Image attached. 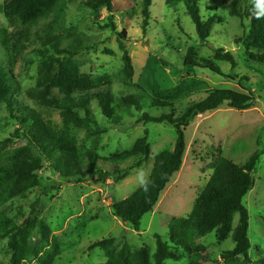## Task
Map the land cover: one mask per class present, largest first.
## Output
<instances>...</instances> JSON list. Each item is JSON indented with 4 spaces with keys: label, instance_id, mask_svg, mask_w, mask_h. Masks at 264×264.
I'll use <instances>...</instances> for the list:
<instances>
[{
    "label": "rangeland",
    "instance_id": "obj_1",
    "mask_svg": "<svg viewBox=\"0 0 264 264\" xmlns=\"http://www.w3.org/2000/svg\"><path fill=\"white\" fill-rule=\"evenodd\" d=\"M143 2L114 0L115 32L125 30L127 33L121 44L113 29L104 27L108 17L106 10L96 22L93 12L82 2L58 1L13 68L19 93L14 103L30 108L49 131H63L69 126L76 134L75 148L79 153L94 152L101 160H107L132 150L143 137L148 138L151 149L150 160L141 167H136L132 160L120 165L99 162L103 172H125L123 180H117L116 175L106 180L99 176L66 180L57 177L52 163L46 162L36 172L39 186L16 193L0 206V213L11 222L10 228L34 222L24 246L23 264H140L135 254L142 248L148 250L150 264H155L157 237L170 243L169 223L174 218L190 216L210 180L216 160L225 157L243 166L256 151L261 157L253 175L255 184L244 198L250 219L248 259H224V255L234 249L231 234L219 242L214 232L196 236L195 246L189 252L172 249L176 259L165 264H262L264 261V65L249 61L239 43L250 31V19L233 16L231 0H200L203 21L215 20L210 37L203 42L197 36L186 6L170 7L166 0H152L149 27L144 31ZM252 2L242 0V10ZM3 4L4 0H0V29L7 27ZM44 23L53 29L61 51L47 43ZM190 48L195 49L200 59L214 62L228 77L197 70L195 78L206 87L183 96L187 77L183 63ZM220 51L232 53L235 64L218 59ZM126 55L131 60V72L126 68ZM152 58L157 60L158 73L154 86H163V93L150 87ZM76 70L88 79L93 91L110 88L115 100L136 98L139 103L132 107L115 103L116 114L110 120L93 100L90 109L97 126L86 128L77 122L67 125L65 108L70 101L59 88L48 84V74ZM41 84L50 88L47 93L40 90ZM217 90L253 92L256 102L245 111L225 104L214 112L198 115L190 123L185 132L186 152L180 172L173 176L154 210L143 217L140 231L133 230L116 215L114 206L149 180L158 157L173 151L176 143L173 126L150 122L145 116L158 118L171 114L178 118ZM166 96L175 97L172 108H158L154 102L166 100ZM22 134L23 128L14 114L0 100L1 162H8L19 149L26 147ZM25 152L39 157L35 149L27 148ZM54 183H58L59 191L46 195L43 190ZM237 219L235 216V222ZM109 239L114 240L109 248L89 250L91 244ZM11 241V236L0 238V264H11L15 251L10 246Z\"/></svg>",
    "mask_w": 264,
    "mask_h": 264
},
{
    "label": "trees",
    "instance_id": "obj_2",
    "mask_svg": "<svg viewBox=\"0 0 264 264\" xmlns=\"http://www.w3.org/2000/svg\"><path fill=\"white\" fill-rule=\"evenodd\" d=\"M58 1L60 0H4L2 6L7 27L0 29V58H5L0 59V100L7 105L10 112L14 114L18 125L23 128V141L27 145L19 149L20 151L16 152L15 157L13 156L8 162L0 160V206L16 193L39 186L40 181L36 172L42 169L48 161L52 163L51 166L57 177L66 180H86L95 176L106 180L114 175L117 180H123L126 178L125 172L118 171L113 174L103 172L99 162H112L120 165L132 160L136 167H141L151 157L147 137L140 138L132 150L107 160H101L94 152L79 153L75 148L76 134L74 130L69 129V126L63 131H49L35 112L28 107H19L14 103V97L18 98L19 93L13 79V68L27 45L31 43L37 28H40L41 23L53 13L54 5ZM76 1L82 2L93 12L96 22L100 19L101 12L106 10L108 17L104 27L113 29L121 44H124L127 38L125 30L121 33L115 32L114 0ZM231 1L233 16L241 20L244 16L250 19V31L245 40L239 41L245 55L252 63L264 65V4L253 0L252 4L242 10V0ZM166 4L170 7L184 4L199 39L205 42L210 37L215 20L210 18L206 22L203 21L200 0H166ZM151 6L152 0H144L142 8L144 31H147L149 27ZM43 35L49 45L53 46L56 51H61L59 39L54 36L53 29L47 23H44ZM217 57L235 64L232 53L225 54L220 51ZM156 61L155 58H152L149 64L151 88L155 87V83L158 82ZM6 62L9 63V66H6ZM125 62L127 70L131 72V60L127 55ZM197 70L208 71L223 78L228 77L214 62L200 59L195 49L190 48L183 63V71L187 76L182 92L183 96L206 87L203 81L195 78ZM48 77L50 79L48 84L59 88L61 94L70 101V104L65 108L67 125L77 122L79 126L86 128H92V125L97 126V121L90 109V103L93 100L98 102L102 113L110 120L114 119L116 114L115 103L126 107H132L133 104L139 103L136 98L115 100L110 88L93 91L88 86L90 84L88 79L81 77L77 70L74 72L61 71L56 75L49 73ZM39 88L43 89L45 93L50 89L48 86L43 87L42 84L39 85ZM154 89L163 93V86H156ZM174 99L175 97L166 96V100L156 99L154 104L160 109H171ZM255 102L256 96L253 92L241 94L231 90H217L203 101L190 106L178 118L171 114H163L158 118L145 116L150 122L168 123L175 128V147L173 151L165 152L158 157L149 180L140 189L128 199L114 206L116 215L128 222L133 230L140 231L143 217L154 210L173 176L179 173L182 168L186 152L185 132L190 123L198 115L214 112L225 104L232 109L245 111L250 109ZM82 113H84L83 116ZM27 148L35 149L39 157L35 158L30 152L26 153ZM260 157L261 153L256 151L243 166H239L225 157H219L216 160L210 180L198 197L190 216L174 218L169 223L170 243L168 244L161 237H157L155 264H165L166 261L176 259L172 249L179 248L189 252L195 246L196 236L203 237L214 232L219 242H223L231 234L234 249L227 252L224 259H248L251 249L248 237L250 219L244 205V198L254 187L253 175ZM54 190L59 191L58 183L48 186L43 191L49 195ZM235 216L238 217L236 222ZM10 224L11 222L0 213V238L5 239L11 236L10 246L15 249L11 264H23L24 246L27 244L34 222L27 221L25 226L19 228H10ZM14 229H16L15 233H13ZM113 243V239L98 241L91 244L89 250L107 249ZM135 256L140 264H150L146 248L137 251Z\"/></svg>",
    "mask_w": 264,
    "mask_h": 264
},
{
    "label": "clouds",
    "instance_id": "obj_3",
    "mask_svg": "<svg viewBox=\"0 0 264 264\" xmlns=\"http://www.w3.org/2000/svg\"><path fill=\"white\" fill-rule=\"evenodd\" d=\"M258 2L264 4V0H258Z\"/></svg>",
    "mask_w": 264,
    "mask_h": 264
}]
</instances>
